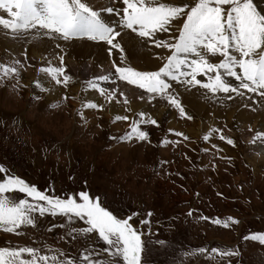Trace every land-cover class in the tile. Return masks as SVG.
Listing matches in <instances>:
<instances>
[{"label": "rangeland", "instance_id": "rangeland-1", "mask_svg": "<svg viewBox=\"0 0 264 264\" xmlns=\"http://www.w3.org/2000/svg\"><path fill=\"white\" fill-rule=\"evenodd\" d=\"M98 2L109 4V0ZM254 2L257 3L256 0ZM116 7L122 8V3ZM105 18L107 22L108 19L116 22L119 20L115 13L105 14ZM128 33L137 38L134 33ZM161 38L166 39L167 34ZM3 40L7 44L17 45L21 54L4 56L0 53V63L11 65L17 58L25 63L27 56V63L20 69L18 78L0 79V166L8 170L5 174L19 176L27 183L36 185L39 190L49 194L54 191L60 197L87 191L93 199L98 197L102 206L118 218L137 213L130 223L142 234L141 264H264V245L244 239L250 233L264 232V165L258 163L260 167L255 172L250 162L254 154H258L252 152L251 147L254 148V144L260 147L264 143L258 140L254 144H247L257 131L264 132L254 129L251 122L257 114L264 117V100L247 92L244 98L233 94V99L228 100L222 93L213 96L198 87L188 91L180 87V99L186 109V115L181 117L165 100L156 97L149 103L144 90L121 83L120 90L126 94L129 104L137 103V109L145 111L157 124L140 125L142 130L149 133L148 140L118 142L109 137L123 135L129 130L130 121L138 117L128 115V121L115 120V127L111 128L109 125L105 127L107 118L100 115L106 113L111 104H116L115 107L119 105L122 114L126 115L122 97H117L120 101L117 105L116 101L106 102L98 92L92 90L104 107L89 109L93 111V120H99L91 127L85 126V120L76 123V118H80L77 112L80 106H76L77 117L74 118V108L66 104V101L75 102L74 95H67L68 90L76 85L83 89L87 79L103 74L98 73L103 68L99 62H95L96 70H93L92 75L85 78L81 72L74 73L64 60L66 71L70 70L69 74L73 77L65 88L56 85L50 77L38 71L42 65L49 64L45 60L41 64L39 58L32 56V48L38 47L41 40L32 41L29 35L13 38L8 30L0 26V44ZM34 43L37 45L34 46ZM91 43L104 45L102 42ZM139 44H142V50L156 64L153 69L143 70H156L161 62L155 56L160 50L141 42ZM106 49L107 45H104L103 52L110 70L112 60ZM59 55H56L58 65L54 66H59ZM114 59L119 62L120 56H114ZM134 67L142 70L137 65ZM26 71L33 74V77L44 75L48 82L61 89L56 98L59 100L58 107L44 104V97L50 92L36 89L37 93L34 94L28 91L27 86L20 82ZM109 86L110 82L101 83V87ZM184 92L194 94L206 109L199 119L202 125H207V131L219 128L234 140L235 146L220 140L219 133L213 132L209 140L204 141L203 136L197 139L184 131L187 126L191 127L198 122L192 114L195 113L194 109H190L182 99ZM141 94L145 95L144 101L137 99ZM65 96L68 99H63ZM27 97L31 100L29 104ZM76 103L78 105L77 100ZM161 106L165 110L164 117H154V111ZM237 109L242 116L246 113L252 118L247 122L238 120V115L231 113L238 112ZM189 116L192 118L189 119ZM171 117L177 126L168 124ZM176 132L183 133L189 139L176 136ZM162 140L171 143L161 144ZM213 145L217 147L213 148ZM258 156L255 159H261V155ZM5 174H0V178ZM15 198H23V194ZM149 212L151 216H148ZM229 216L236 218L238 223L229 221L227 228L223 224L215 225L210 220L202 219L220 218L223 222ZM141 220H147L148 224L141 225ZM66 222L67 218L51 215L39 217L37 214L39 227L22 226L18 230L22 235L6 233L0 229V247H37L41 249V254H49L47 248L51 247L76 258H79L82 250L91 248L100 252L104 247L94 234H88L85 238L77 236L75 239L67 235L72 228L82 227V222L48 231L51 225ZM61 235H65V239H60ZM200 247L209 252L211 247L231 249L237 254L223 259L219 255H185Z\"/></svg>", "mask_w": 264, "mask_h": 264}, {"label": "snow or ice", "instance_id": "snow-or-ice-1", "mask_svg": "<svg viewBox=\"0 0 264 264\" xmlns=\"http://www.w3.org/2000/svg\"><path fill=\"white\" fill-rule=\"evenodd\" d=\"M120 3L122 8H117ZM0 12L3 13L0 14V26L8 30L13 38L29 35L32 41L47 39L55 41L57 48L61 47L60 42L76 41L107 45L114 71L101 69L103 74L84 82V90L98 92L106 102L116 101L119 104L117 97H122L126 112L131 108L126 94L120 90L121 83L144 90L149 103L156 97L165 100L181 117L186 115V109L180 99V87L185 91L198 87L213 96L222 93L228 100L233 99V94L244 98L245 92L264 100V9L258 10L254 0H109L108 5L98 0H0ZM113 13L119 16L118 22H107L105 14ZM128 32L134 33L141 43L151 45L160 53H167L155 56L161 62L156 70H138L125 61L124 37ZM163 34H167L166 39L161 38ZM116 54L120 56L119 62L114 59ZM64 60V55H59V66L49 63L42 65L38 71L50 77L56 85L67 88L73 77L69 74L70 70L66 71ZM25 63L19 59H14L11 65L0 63V79L18 78ZM102 82H110V86L101 87ZM34 83L41 92L51 90L42 87L39 80ZM248 98L252 99L251 96ZM137 99L144 101L145 95L141 94ZM58 106L59 102L49 105ZM103 107V104L91 101L81 102L77 112L84 120L85 109ZM134 115L138 118L130 121L128 131L109 138L118 142L148 140L149 133L140 125H156L157 121L145 111L135 112ZM115 120L128 121L129 116L116 115ZM213 132L219 133L220 140L235 146L234 140L219 128H211L203 140L208 141ZM175 135L189 139L181 132ZM258 140L264 143V132L257 131L250 143ZM166 143L171 142L161 141V144ZM216 147L213 145V148ZM7 171L0 166V174ZM19 194H23V198L16 199ZM37 214L39 217L67 218L66 223L53 224L48 231L82 222V227L72 228L67 235L75 239L94 234L104 247L100 252L91 248L82 250L79 258L51 247L47 248L49 254H41V249L31 246L0 247V264H141L142 234L130 223L137 213L118 218L102 206L98 197L93 199L87 191L60 197L54 191L49 194L39 190L19 176L3 175L0 178V229L22 235L18 231L22 226L39 227ZM151 215L149 212L148 216ZM202 219L215 225L223 224L225 228L229 226V221L238 223L231 216L223 222L220 218ZM140 223L145 225L148 221L141 220ZM60 239H65V235H61ZM244 239L264 245V232L250 233ZM195 254L219 255L223 259L237 253L218 247H211L209 252L200 247L185 255Z\"/></svg>", "mask_w": 264, "mask_h": 264}, {"label": "bare ground", "instance_id": "bare-ground-1", "mask_svg": "<svg viewBox=\"0 0 264 264\" xmlns=\"http://www.w3.org/2000/svg\"><path fill=\"white\" fill-rule=\"evenodd\" d=\"M256 2L258 3L260 9H264V0H256ZM0 14H3V13L0 12ZM5 16H6V14H5ZM108 22L116 23V20H113V19L109 20L108 19ZM139 43L140 42H138L137 38L135 39V37L133 35H131L129 33L125 35V37H124V47L126 50L125 51V61H127V63H130L133 66L137 65V67L139 69H142V70L143 69H153V67L156 64L149 59L151 57H148V55L142 50V47H141L142 44L140 45ZM60 44H61V47L57 48L55 41L50 42L47 39H43V40H41V43L38 47L36 46V47L32 48V50H31V53L33 54L32 56L36 57L37 59L39 58V60L41 61L40 62L41 64H43V60H45V62L47 61L46 64L51 63L52 65H58L56 57L59 54L64 55L67 66L70 65L72 71L76 74L81 72L82 76L85 78L92 75L93 70L94 71L96 70V69H94L95 62L96 63L99 62L101 64V66L103 67L102 69H104L105 71H107L110 67V65H108L107 59L105 58L106 56L104 55V52H103L104 45L92 44L91 41H76V42H67V43L60 42ZM35 45H37V44L34 43V46ZM0 53H2L4 56H9L10 54H12V56H19L21 54V51L17 45L7 44V41L3 40V42L0 44ZM163 54H166V53H163ZM118 56H119V54H116L115 58ZM98 73H102L101 70ZM40 75L37 77H33V74H31L29 71L28 72L26 71V73H23L22 81H20V82L24 83L27 86V89L30 93L36 94L37 93L36 89H38V91H40V89L35 86L34 82L39 80L42 87L51 89L49 91L50 93H48L44 97V101H43L44 104L49 105L52 103L53 104L57 103L59 101V100L57 101V99H56L57 94L61 93V89H59V87H56L55 84L48 82L47 78L44 75H42V76H40ZM67 95H74L73 98H74L75 102L66 101V104L71 105L74 108L73 109L74 118L77 117L75 114L76 109H77L76 106H80L81 102L93 101V102H99V103L103 104L101 99L98 96L96 97L91 89H88L85 91L84 88L82 89L79 85L78 86L76 85L75 87H73L72 90H68ZM182 99L185 103H188V106L191 107L190 109H194L195 113H192V114L198 119V122L196 121L197 123L195 125L192 124L193 126H191V127L187 126V128H185L184 131H186L192 137L200 139V136H204L205 134H207L209 132V131H207L208 130L207 125H202V121H200V119H199V116H202L201 114L204 113L203 111L205 108H203L204 106L196 99V96L194 94L184 92V93H182ZM76 100L78 102V105L76 103ZM30 101H31L30 98L27 97V103L28 104ZM129 105H130L131 111L126 112V115L132 116V115H134L135 112L139 111L137 109V106H139V105H137V103H130ZM115 106H116V104L115 105L111 104L109 107L110 109L109 110L107 109L108 111L106 113L103 112L102 115H100L104 118H107V120H106L107 125H105V127H108V125L111 126V128H113V126L115 127V122H114L115 116L116 115H124V114H122L123 111L120 110L121 108L120 109L118 108L119 105L117 107H115ZM144 107L145 106L143 105V108ZM235 110H236V108H235ZM164 111H165L164 108L161 106V108L159 110L154 111L153 116L156 118L164 117L163 116V115H165L163 113ZM233 111H234V108H233ZM233 111H231V113L234 115L237 114L238 120H240L242 122H244V121L247 122L249 119L252 118V116H248V115H246V113L244 114L245 116H242L240 114L241 111L239 112L238 109H237L238 112L233 113ZM92 113H93L92 110H89V109L84 110V116H85L84 120L86 122L85 126H87V127H91V125L94 124V122L99 121V120L95 121L96 119L93 120L94 117H93ZM170 114L172 116L171 112H170ZM90 119H91V122L89 121ZM173 120L174 119L171 117L168 120V124H170L171 126H177ZM80 121H81L80 118H76V123L80 122ZM262 121L264 122V117H262V115H260V114H257L251 120V122L253 123L252 127L254 129H257V130H264V124L262 123ZM211 125H213V124H211ZM251 139L252 138H249L248 143H247L248 145L251 144L250 143ZM245 142H247V141L245 140ZM256 147H257V144H254V148L251 147V149H252L251 151L256 152V153L258 152V154L261 155V159H255V158H259V156H258V154H254L255 156H254L253 160L250 161L253 163V168H254L255 172L258 171V168L260 167L258 163H260L262 166L264 165V148H263L264 145L257 147L258 149H256ZM258 160H260V161H258Z\"/></svg>", "mask_w": 264, "mask_h": 264}]
</instances>
